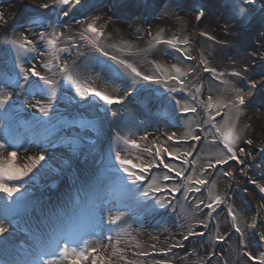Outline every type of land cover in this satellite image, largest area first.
<instances>
[{
    "label": "rangeland",
    "instance_id": "1",
    "mask_svg": "<svg viewBox=\"0 0 264 264\" xmlns=\"http://www.w3.org/2000/svg\"><path fill=\"white\" fill-rule=\"evenodd\" d=\"M7 1L9 4L13 5L18 2L17 0L11 2L10 0ZM45 1L53 7V12L50 11V8L45 9L41 7V4L36 0H25L23 11L20 9V11L15 14L16 16L13 15V20L9 22L10 30L8 34L10 38L11 55L10 57H6L5 60L7 61L6 65L13 68V72L15 73L11 81L17 79V74L20 71L21 65L24 67L31 65L32 58L39 60L37 70L40 71L42 75L51 76L55 74L53 78L58 82L56 98L50 100L47 95H34L29 88L27 89L31 92L32 97L34 96L40 99V105L30 110L35 111L36 115L40 116L41 121H48L47 124L51 125L50 130L52 132L50 131L47 134L48 136L51 135L54 141L57 139L60 141L61 138L68 137L70 140V143L67 145L68 149L70 148L76 153L86 151L89 155L85 157L89 159L93 158V155L98 149H101L102 151H97L104 154L103 163L100 166L101 168L103 166L107 167V163L111 160V156L116 151L129 148L128 145L123 143L120 137L135 139L138 143H141L142 147H153V141H155L157 145L167 147L169 150L178 149L180 151H192V156L187 158L189 163H183L182 160L169 157L166 153H162V155L164 156L165 162L172 164L178 169H183L186 176L192 175L194 171L200 178L205 179L209 177L210 181L208 180L209 184L207 186V194L205 195L207 200L211 199V196L223 194V182L226 181L223 172L231 171L232 167L235 166L237 168L236 171L240 173V178H242L244 185L246 181L245 178H248L249 182H256L252 185L255 187L254 192L250 194L247 191V193H249V200L252 202V195L253 197L256 196L255 198L257 200L260 198L262 202H264V193H261L257 187V184H264L263 180H255L257 175L253 173V167L250 166L251 159H258L255 157L259 156L255 154L256 148L259 149L260 144L264 142V122H262L261 127H253L254 132L257 133L258 136H252L251 128L247 126L251 118L245 106H243V111L239 115L236 124L242 137L241 140H254V143L248 147V149L253 152L252 156L254 157L249 159V156L238 153V155H241V159L244 160L243 165L236 161H229L228 165L226 164L227 167L226 165H222L226 168L221 167L218 172L217 168L209 169L207 172L202 171L204 168H207L208 161L211 160L214 162L216 159L223 158L226 150H224L222 138L215 132V129L212 130V125L208 122V110L200 102L207 101V98L212 96L214 103L217 101L227 103L232 98L233 94L226 91L224 85L215 82L217 81L216 78L211 73L204 72L203 66L199 64V60L204 58L207 59L209 67H215L218 71H222L217 62L218 55L216 53V44H218L216 40L219 38V35L214 32L213 28L207 24L205 20L196 21V19L193 20L190 17H185L183 11L186 0H85L83 7L72 9L68 17L57 15V13L60 12V7L53 4V0ZM193 1L197 2L199 0ZM211 1L216 3L217 0ZM218 1L220 4L219 9L222 12L219 16L222 18L220 19L222 20L221 22L229 23L230 25L238 24L239 31L243 29L248 32L247 30H249L251 36L254 31L253 29L256 28V32L258 33L255 35V38L264 39V0H256L254 4H248L247 0H243L239 7H243L247 12L246 18H242L238 14L237 9L233 5V0ZM1 3L6 4L5 0H0V4ZM147 3L153 6H147ZM195 5L197 7L199 6L197 3H195ZM26 7H31L37 14L35 16L34 14L27 16L31 18H23L25 16L23 14ZM16 8L17 7H13V9ZM186 8H189V6L187 5ZM14 12L15 11H13V14ZM143 13L147 15L153 14V16L150 17L149 15L148 19H146ZM161 13L164 16L173 18L175 25L154 24V20ZM34 17L45 19L46 26L43 28L33 26L30 20ZM95 17L100 18L97 21V27H102L104 30V36L101 38L99 46L108 52L109 57L116 56L118 59L126 60L128 63L133 64L143 74L153 75L159 77L161 80L164 79L162 75L163 70L167 69L172 71L171 66L173 64L179 66L183 71L195 69L189 76L184 78L186 81L185 87L181 89L180 85L175 81H169L168 84H165L143 81L140 78H136L137 82L134 86L136 91L133 92L131 96L125 97V89L129 88L133 79L130 70L116 64L108 57L101 56L91 44L79 38L86 27V23L77 24L76 21L87 20L91 22ZM5 20L7 21L8 18L5 17ZM65 21L66 23H64ZM197 22H200V25H197ZM9 23L0 22V45L2 47L4 46L3 39L1 38L4 37L2 30L5 29L6 24ZM28 27L31 38L36 41V51L32 52L18 50L17 47L11 43L12 40H18L22 35V31ZM53 30L64 33V36L60 38L58 51H56L55 56L51 54L52 50L46 42L40 41L38 38L39 32H51ZM201 32H207L215 36L216 39L209 40L206 36L200 35ZM157 34H160L162 39H170L173 36H179L181 40L185 38L189 39V45H180V47L186 48L188 53L196 57V59L188 60L183 53L178 52L176 49L165 44H156L154 37L157 36ZM77 46L79 47L77 48ZM65 49L67 51H65ZM221 49L226 50L227 48L221 47ZM44 63H49L52 66L51 72L41 67ZM62 63L68 65L71 70L70 73L58 71L56 66ZM201 73L204 77H201ZM69 75H71V79H69ZM226 78L232 80L238 90L242 92L246 91V84L238 83L236 79L230 77ZM77 81L88 83L107 95L123 98L122 104L108 106L111 107L112 110L118 111L117 117L113 118L106 114L103 110V101H100L98 98L91 99L89 97H81L76 90ZM21 84L23 88L28 86L24 84L22 80ZM201 85V91L197 93L195 89ZM170 87H175L177 90L175 92H170ZM137 95H141L142 103L134 102V97ZM193 96H196L195 100L192 98ZM173 97L181 100L182 103L188 104L190 107H196L197 112L184 113L181 111L180 107L175 104ZM41 106L47 108H52L54 106L59 112L53 113V111H51L49 116L46 117L40 111ZM219 110L221 112L220 116L224 118L216 123L218 126L224 124L225 119L228 118L225 114L230 112V110L226 108H220ZM215 113L216 109H212V115H215ZM230 114L233 119H235L236 114L234 109L231 110ZM89 118L91 120H89ZM254 119L257 120L254 123H258L259 119L253 116L252 120ZM88 121L93 124V127L89 128L86 125ZM109 123H111V125H108ZM201 128L204 130L201 131ZM172 133H175L178 138H188L182 140L179 144H177L175 140L167 141V135ZM189 133L192 135H199L201 139L199 141L192 140L188 135ZM145 135L148 139L147 141H142L140 138ZM100 141L104 142L105 147L98 146ZM58 144L59 142H54L51 148L56 149ZM89 149L92 150L89 151ZM130 153L129 156V151L121 152L122 155L132 158L134 162H138L136 160L137 156L141 157L145 163L152 162L155 164L159 162L158 157L153 159V156H149L147 153H143L140 150L131 149ZM35 172L36 170H33L32 173ZM165 172H168V170L164 169L162 165L159 168L153 167L148 172L143 173L145 177L143 184L138 183L135 186H131V190H129V185L114 181L117 190L120 191L123 198H129L132 201L137 200L136 205L143 209L145 217L142 216V220L137 222L126 221L127 224L124 225V230L126 229L129 236L125 237L121 235L122 239L125 240L124 243L120 244L119 248L123 250L122 255L125 256L127 260L120 259L121 253H118L116 256H112L111 253L109 257H111L113 264H127V261H132L133 264H156L157 256L166 257L165 261H167V264H234V261L231 259L232 257H236L235 262L238 264H251L242 251H247V253L250 252L253 256H259V254L264 251V241H262L261 244L255 235V240L258 243L256 246H258V248L254 249L251 245L254 249L251 251L246 241L245 245H247V247L239 251L234 241V244L230 246L231 255L223 254L221 249L215 251L214 243L209 239L206 240V244L210 250L207 248V251H204L206 247L204 243H202V240L195 239L198 236H191L189 238L191 239V244L187 245L185 240H183V235H186L190 228L195 231V228H193L195 223L190 220L193 215L200 217L199 214H201L200 211L202 208L196 209L195 207H190L192 199L196 198L198 193L191 192L193 194L190 199L187 193L188 191L181 187L186 181L181 177H177L175 172L170 173L173 177L171 181H161V183L169 189L178 187L180 188L179 192L164 191L154 193L148 198H143L139 191L140 188L147 190L152 179L159 180ZM38 175L39 173L29 174V179L35 181ZM118 175L122 176L123 173H119ZM261 175L264 177V173ZM51 184L52 183L49 182L47 185L44 184L39 186L40 188L52 189ZM213 184L215 185L214 187ZM193 187H195V185H193ZM202 190L199 193V200L204 197ZM209 193H211V196ZM25 194L26 193H20V195ZM177 194H181V196L177 197L178 201H176L175 198ZM156 197H160L161 199L167 197L172 203L166 208H161L159 204L156 203ZM195 204L196 203H194V205ZM256 204L260 207V203ZM238 207L239 206L233 203L237 221L239 220L242 231L244 232L245 223L247 221L251 222L250 225L255 221L258 228L260 225L259 217H257L255 213L247 217L243 213V210L238 209ZM240 208L242 207L240 206ZM102 209L104 211H109L106 203L103 205ZM148 216H154V219L149 221ZM184 216H186L187 219L186 226L183 225ZM201 220L205 223L206 217H202ZM219 223L221 224V222ZM182 227L187 228L186 232L179 233L176 237L171 239H163L161 243L155 244L156 248H152V243L150 244L142 239L147 233L152 232L156 240L155 228L157 231L167 228V230L174 232L173 230H179ZM224 228H226V225ZM219 231L220 235L227 236V234L223 232V229ZM92 241L90 240L89 243H96V239ZM177 241L182 244L185 242L184 247L174 249L167 256L157 251L166 249L170 244ZM188 248L191 254L189 251L184 252V250ZM179 250L182 252H177ZM141 251H146L150 254L145 256L136 255V253ZM213 251L216 253L215 256L211 255ZM176 252L178 255H176ZM209 257L211 258L209 259Z\"/></svg>",
    "mask_w": 264,
    "mask_h": 264
},
{
    "label": "bare ground",
    "instance_id": "2",
    "mask_svg": "<svg viewBox=\"0 0 264 264\" xmlns=\"http://www.w3.org/2000/svg\"><path fill=\"white\" fill-rule=\"evenodd\" d=\"M17 1L14 5L9 4L7 0H5L6 4H0V13L8 18V23L13 20V15L22 9L25 4V0ZM36 1L41 5L46 2L45 0ZM198 2L186 0L183 14L185 17H190L194 20L198 11H204L205 17L203 20L219 35L216 40L219 44H216V53L218 55L217 62L221 70L230 72L234 68L239 70V66L242 64L249 66V73L246 74L247 78H230L236 79L238 83L247 85V89L243 93L246 97L245 109L248 110L251 118L247 126L251 128L252 133L254 132L253 127H261L262 122H264V99L256 96V93H264V87L258 85L257 89L252 90L249 94L250 85L248 81L250 79L257 81L264 79V58H261V55H254V53L258 52L264 55V39L255 38L258 33L256 28L253 29L252 36H246L242 29L239 32L238 24L230 25L229 23L221 22L222 20L220 19L222 18L219 16L222 12L219 9L218 0L216 3L211 0H199ZM195 3L199 4V6L197 7ZM148 5L150 3H147ZM187 5L189 8H186ZM150 6L152 7L153 5ZM13 7L17 8L13 9ZM13 11H15L14 14ZM151 16L153 14H150ZM158 23L168 26L175 25L173 18L164 16L162 13L154 20V24ZM196 24L200 25V22ZM9 26L10 23L6 24L5 29L2 30L4 37H1L4 46L0 45V96L11 92L12 99L4 109H0V143L13 145V148L9 150L17 151L16 163L21 166L28 163L26 156L30 155L43 154L46 160L33 169L36 170L35 173H39L35 181H31L29 176L24 178L20 193H26L25 195L16 194L15 202H13L6 195H3L4 193H0V219L8 218L15 221V225L9 226L10 232L6 234L8 240L0 242V258L8 260L9 264H33L44 253H47V255H44L45 260L47 256L52 258V248L57 249L59 241L80 244L81 241L89 243L90 240L94 241L96 239V243H89L95 246L99 239L102 240L106 235L114 237L112 244L108 245V250L106 252L101 250L103 255L109 257L114 250L115 240L119 239L121 241L120 244H122L125 239H122L121 235L129 236L126 229L124 230V225L127 224L126 221L137 222L142 220V216H144L143 209L137 207V200L132 201L129 198H123L120 191L115 187V180L110 179L111 172H109L108 168L105 166L101 168L97 164V156L100 155L98 152H95L93 158L89 159L85 157L89 155L86 151L76 153L72 149H68L67 145L70 143L68 137H63L60 141L58 139L54 141L51 135H47L51 131V125L47 124L48 121H41L40 116L36 115L35 111L30 110L35 109L36 101H40V99L32 97L31 92L23 87L14 88L9 83V80L6 79V77L10 79L9 75L13 74L10 68L3 64L6 57L11 55L8 35ZM28 30L29 27L25 28L22 34H29ZM247 31L248 33L250 32L249 30ZM221 47H226L227 49L223 50ZM167 57L171 59L169 56ZM38 63V59L32 58L31 65H35L37 68ZM201 77H204L202 73ZM215 82H219V80ZM25 101H28V103L25 104ZM57 111V108H54L53 113ZM253 116L260 121L258 120V123H254L257 120H252ZM22 118H25V127L21 125ZM89 120L91 119L89 118ZM86 125L89 128L93 127L90 121L86 122ZM108 125H111V123ZM243 141L244 139L241 140L238 147H243L248 152L250 145ZM54 142H59L56 149L51 148ZM98 146L105 147L104 142L100 141ZM41 150L43 151L41 152ZM91 150L89 149V151ZM98 151L102 150L98 149ZM6 156L7 151L0 149V159ZM236 169L234 166L231 170L234 181L231 184L226 181L223 182V187L230 185L235 190L243 185L242 178H240V175L238 176ZM262 180L264 183V178ZM49 182L52 183V189L40 188L39 185L42 186ZM15 183L19 182H9L10 186ZM23 188L27 189V191ZM252 193L253 191H251ZM76 194L84 206L82 209H86V213L92 214L91 216H83L80 210H76L73 206ZM255 197L252 196L254 204L260 203L259 205H264L260 198L257 200ZM105 203L109 211L102 209ZM113 217H119L116 223L109 222ZM18 221H21L20 225ZM183 221V225L186 226V216H184ZM190 221L195 223L193 226L194 230L201 232V230H198V225H201L200 221H202L201 217L193 215ZM66 223L67 225H65ZM26 228H28L29 232L24 233L23 231ZM79 228L82 231L79 232V235H75L74 231ZM222 229L229 233L227 236L231 234L228 227L224 228L222 226ZM186 230V227L173 230L174 232L167 230V228L157 231L155 228L156 240L152 232L147 233L142 239L150 244H157L161 243L165 238L176 237L179 233L186 232ZM163 233L165 234L162 235ZM185 242L188 243L189 239L185 240ZM104 243L107 244L108 242L104 241ZM204 245L206 247L204 251H207V248L210 250L206 241H204ZM188 251L189 248L184 250V252ZM177 252L182 251L179 250ZM177 252L176 255H178ZM189 253L191 254V251ZM33 257L34 260H31ZM165 258L157 256L156 260H165ZM231 259L234 264H238L235 262L236 257ZM82 264H88V262H82Z\"/></svg>",
    "mask_w": 264,
    "mask_h": 264
},
{
    "label": "snow or ice",
    "instance_id": "3",
    "mask_svg": "<svg viewBox=\"0 0 264 264\" xmlns=\"http://www.w3.org/2000/svg\"><path fill=\"white\" fill-rule=\"evenodd\" d=\"M85 0H53V4H56L60 7V12L57 15H63L64 17H68L69 13L72 9H78V7H83ZM243 2V0H233V5L237 9L238 14L242 18L247 17V12L243 7H239V5ZM256 0H247L248 4H254ZM41 7L48 9L51 6L45 2L41 5ZM205 17L204 11H198L196 16L197 21H201ZM99 17H95L91 22L87 20L84 21H76L77 24H85L86 27L84 28L83 32L80 34L79 38L85 40L87 43L91 44L95 50L100 53L101 56L108 57L111 61L115 62L118 65L123 66L124 68L130 70V73L133 77L132 83L129 85L128 89H125L124 96L128 97L131 96L133 92L136 91L135 84L137 82L136 78H140L143 81H153L155 83H165L168 84L169 81H175L177 84L180 85L181 89L185 87L186 81L185 77L189 76L192 71L195 69H191L190 71H183L179 66L173 64L172 71L167 69L163 70L162 75L164 79L161 80L159 77L153 75H146L143 74L140 70H138L133 64L128 63L126 60L118 59L116 56H110L107 51H105L102 47L99 46V42L101 38L104 36V30L102 27H97V21ZM0 22L7 23L3 14H0ZM31 24L35 27H45V19L34 17L30 20ZM66 23V21L64 22ZM227 31V29H225ZM200 35L206 36L209 40H215L216 37L210 35L207 32H201ZM64 36L63 32H57L55 30L51 32H39L38 38L40 41L46 42L49 48L52 50L51 54L55 56L56 51H58V44L60 42V38ZM156 44H165L174 49L178 52H181L185 55L188 60L196 59L190 55L186 48L180 47V45H189V39L185 38L181 40L179 36H173L170 39H162L160 34L154 37ZM12 44H14L18 50H22L24 52H32L36 51V41L35 39L31 38L29 34H22L18 40H12ZM79 46H77L78 48ZM65 51H67L65 49ZM254 55H261V58H264V55L258 53H254ZM199 64L203 66V71L207 73H211L217 80L220 81L222 85H224L225 90L232 93V98L227 102L224 103L223 101H217L216 103L213 102V97L209 96L207 101H201L200 103L208 110L209 121L211 122L212 126L215 128V132L219 134L222 138L224 150H226L223 158L216 159L213 161H208L207 168H204L202 171L207 172L209 169H214L216 166L219 165H226L229 161H236L237 163L243 165L244 160L241 159V155H246L251 157V152H246L243 147H238L241 142V135L240 131L237 129L236 121L239 119V115L243 111V106L246 104V97L245 94L238 90L235 85L233 84L232 80L227 79L226 77H233L238 79H245L246 74L249 73V66L240 65L239 70L235 68L230 71H218L215 67H209L207 59L201 58L199 60ZM42 68L47 69L51 72L52 66L49 63H44L41 65ZM59 72L70 73V69L66 63H62L56 66ZM159 70V66H158ZM55 74L51 76L42 75L40 71L37 70L35 65H30L28 67H24L23 65L20 66V71L17 74V79L15 81H9L10 84L13 85L14 88H21V80L24 84L28 85V88L32 91V93L40 94L41 96L47 95L50 100L56 98L57 91H58V82L53 78ZM69 79H71V75H69ZM249 94L252 90L257 89L258 85L260 87H264V79L257 81L255 79H250L249 81ZM201 87H196L195 91L199 93L201 91ZM130 89V90H129ZM76 90L80 94L81 97H89L91 99L98 98L100 101H103V110L106 114L110 115L111 117L115 118L118 115V111L112 110L111 105L114 104H122L123 98L121 97H113L110 95L105 94L102 91L97 90L95 87L91 86L85 82H76ZM177 89L175 87H170V92H175ZM194 100L196 96L192 97ZM12 99L11 92L0 96V109H4L6 105ZM173 100L176 105H178L184 113H196V107H190L186 103H182L181 100L175 99ZM25 104L28 101L24 102ZM40 105V101H37L36 106ZM220 108L229 109L230 112L226 113L225 115L228 117L225 119L223 125H217L215 123L216 116H220ZM212 109H216L215 115H212ZM235 110V119H233L231 110ZM40 111L44 114V116H49L51 111H54L53 108L47 107H40ZM204 129L201 128V131ZM192 140L199 141L201 137L199 135H192L191 133L188 134ZM188 137L178 138L176 137L175 133L167 135V141L175 140L177 144L181 143L182 140L187 139ZM124 144L128 145V149H121L120 151H116L112 156L111 160L107 163V168L109 172H111L110 179L122 182L125 185H129V190H131V186H135L138 183L143 184L145 177L143 173L148 172L153 167L159 168L161 165L164 169H167L168 172L163 173V175L157 179H152L151 183L148 185V189L145 190L144 188H140L139 191L142 194L143 198H148L154 193H160L164 191L169 192H179L180 188L173 187L171 189L164 186L161 181L167 182L171 181L173 177L170 175L171 172H175L177 177L183 178L186 181V185H181V187H185V190L188 192H196L200 193L202 188L209 184V181L203 178H200L196 172L193 171L192 175H185L183 169H178L174 167L172 164L165 162L164 156L162 153H166L169 157H175L177 160H182L183 163H189L188 157L192 156V151H180L178 149L169 150L167 147H161L153 141V147H142L141 143H138L135 139H125L120 137ZM142 141H147L148 137L145 135L140 138ZM244 143L251 145L253 144L252 139H245ZM13 145L10 143H0V149L7 151V156L3 159H0V193L6 194L9 200L14 201L16 194H19L22 190L24 178L29 176V173L33 172L38 165H41L42 161L46 160L45 155L37 154V155H30L26 156L28 163L23 164L22 166L16 163L17 159V151L16 150H9L12 149ZM136 149L140 150L143 153H147L149 156H153V159L159 158L158 163L148 162L145 163L143 159L139 156L136 157L138 162H134L130 156V150ZM155 149V151H154ZM43 150H41L42 152ZM122 151H129V156H124L121 154ZM264 152V148L261 149ZM241 154V155H238ZM119 173H123V175H118ZM223 175L226 177H232V171H225ZM18 181L19 183L12 184L10 186L9 182ZM130 182V184H129ZM253 183H256L253 181ZM195 185V187H193ZM215 185L213 184V187ZM257 187L261 193H264V184H257ZM27 191V189H24ZM211 196V193H209ZM156 203L159 204V207L166 208L168 205L172 203L167 197L161 199L160 197H156ZM225 203V197L221 195H214L211 196L209 200H200L196 204V208L200 209L201 205L204 208L208 209L209 211L206 213V218L210 217L212 213L216 212V210ZM264 207V205H261ZM228 214L231 216L233 221L236 220V215L233 212L232 208L229 207L227 209ZM119 217H113L109 222L116 223ZM203 224L204 228L206 229L208 225L204 223V221H200ZM15 221L3 218L0 219V242L7 241L8 236L7 233L10 232L9 226H14ZM235 231L240 234L241 238H243L244 233L241 231V228L238 225L233 224ZM250 227L255 228L256 224L255 221L250 225ZM205 235L204 232H196L193 231L191 228L188 230L186 235H183V240H188L191 236H200L203 237ZM114 237L110 235H106L103 237L102 240L98 241L95 246L90 245L87 241H81V243L77 246H71L68 243H63L62 245H58L57 250H54L52 253V258L44 259V253L39 257L37 261H34L33 264H82V262H88V264H113L111 257L105 256L102 254L101 250L105 252L108 250V245L112 244ZM217 241H225L226 237L224 235H217L215 236ZM260 240L264 241V234L260 235ZM107 241L108 243H104ZM243 243V239H241ZM121 241L119 239L115 240V248L112 251V256H116L118 253H121L120 259L127 260L125 256L122 255V249L119 248ZM184 245L179 241L170 244L166 249H161L160 252L162 255L167 256L170 252H172L176 248H182ZM247 247V245H245ZM152 248H156V245L153 244ZM150 253L146 251H141L136 253L138 256H145L149 255ZM212 256H215L216 253L213 251L211 253ZM246 256L250 257L251 260L256 261V264H264V251H262L259 256H253L250 252L245 254ZM211 257H209L210 259ZM0 264H9V261L6 259L0 258ZM127 264H133L132 261H127ZM156 264H167V261L161 259L156 262Z\"/></svg>",
    "mask_w": 264,
    "mask_h": 264
},
{
    "label": "flooded vegetation",
    "instance_id": "4",
    "mask_svg": "<svg viewBox=\"0 0 264 264\" xmlns=\"http://www.w3.org/2000/svg\"><path fill=\"white\" fill-rule=\"evenodd\" d=\"M223 118L224 117L216 118L215 123L219 122ZM212 128H213L212 130L215 129L213 126H212ZM251 134H252V136H258L257 133H255V132H252ZM262 148H264V142H262L260 144L259 149L256 148L255 154L259 155V156H255L258 158L257 160L255 158L251 159L254 156L248 157L249 159H251L250 166L253 167L252 168L253 173L255 175H257L255 180H261V181L264 178L263 175H261L262 173H264V152L261 151ZM248 151H250L253 155V152L251 150H248ZM227 165H226V167H227ZM221 167L224 168L225 166L219 165V166H216L215 168H217V171H219V169ZM238 174L240 175V173H238ZM225 178H226V182H228V184H231L234 181V176H232V177H226L225 176ZM245 179H246L245 185L244 184L241 185V187L239 189L234 190V189H232V187L230 185L223 187V194L221 196L225 197V203L222 204L216 210V212L212 213V215L210 217L206 218L205 223L208 225V227L206 229L204 228L203 224L198 225L199 230H201L202 232L205 233V235L203 236V239L205 238V241L209 239L215 245L223 243L221 250H223L222 253L223 254L225 253L226 255L227 254L231 255L230 246L234 244V241H235L236 247H237V249H239V251L240 250L242 251L245 248L246 241H247V244L249 245L251 251L258 248V246H256V245H258V243L256 242V240H255L256 238L254 237V235L259 239V242L262 244V241L260 240V235L264 234V208L261 207V205H260V207H258L257 204L253 203V200H252V202L249 200L250 198H249L248 194L249 193L251 194V191L254 192L255 187L252 186L253 183L249 182L248 178H245ZM247 191L249 193H247ZM203 193H204V198L202 200H207L205 198V195L207 194V187L203 188ZM251 197H252V195H251ZM196 200L197 199L193 198V201L191 202L190 207L196 208V204L198 203ZM194 203H196V204L194 205ZM233 203H235L237 206H239L238 209L243 210V213L247 217H248V215L255 213V215L257 217H259V220H260V225L258 226V228H257V224H256L255 228L250 227V223H251L250 221H247L245 223L246 225H245L244 232L241 229V231L244 233L243 238H241L240 234L237 233L235 231V228L233 227V224L238 225L240 227V222H239V220L237 221V216H236V220L233 221L231 219V216L228 214V211H227V209L229 207H231L233 212L235 213V210L233 208ZM201 206L203 207V205H201ZM240 206L242 208H240ZM208 211L209 210L205 208V212L202 215L203 218L206 217V213ZM235 215H236V213H235ZM219 218H222V219H219ZM219 222H221V224ZM225 225H226V228L228 227L231 234L229 236H226L227 237L226 241H224V242L223 241L222 242L217 241L215 239V236L220 235L219 230L222 229V226L225 227ZM213 227H214V229H213ZM223 232L226 234H229L226 231H223ZM241 239H243V243L241 242ZM251 245L253 246L254 249L252 248ZM237 249H236V251H237ZM242 252H243L244 256L250 261V263H252L253 260H251L250 257L245 255V253H247V251L243 250Z\"/></svg>",
    "mask_w": 264,
    "mask_h": 264
}]
</instances>
